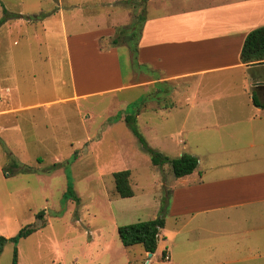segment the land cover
<instances>
[{
    "label": "rangeland",
    "instance_id": "374dc122",
    "mask_svg": "<svg viewBox=\"0 0 264 264\" xmlns=\"http://www.w3.org/2000/svg\"><path fill=\"white\" fill-rule=\"evenodd\" d=\"M185 3L0 0V154L4 156L0 161V236H17L23 227L37 221L41 210L45 217L36 231L4 245L0 264H12L15 249L19 264H240L227 262L226 250L212 252L206 243L210 235L197 230L195 224L172 241L168 231L181 227L182 220L168 218L170 193L165 184L172 185L176 177L169 164L164 169L152 163L150 152L125 120L126 115L135 116L136 128L149 147L170 157L187 151L183 142L191 144L188 130L179 131L187 113V98L194 91V87L188 88L189 82L194 84V79L163 85L162 89H170L172 95L167 97L169 93L161 89L160 104L142 87L101 92L97 85L106 86L103 75L107 63L89 53L94 57L74 66L76 86L94 88H87L91 92L85 95H75L72 90L65 35L103 31L109 24L117 31L127 28L130 32L140 28L142 17L144 21L160 17L172 4L183 8ZM111 44L107 37L100 41L105 49ZM120 44L126 45L124 40ZM119 55L126 75V54L120 51ZM134 67V83L144 74L153 78L150 72ZM218 84L221 82L215 80L213 86L200 90V95L227 93L235 87L228 85V91ZM151 92L157 94L155 87ZM177 101L178 106L170 105ZM31 113L34 120L27 115L20 123V132L9 131L12 123L5 121L4 115ZM37 130L45 140H38ZM10 151L19 161H13ZM36 167L49 171L43 176ZM127 169L135 194L122 197L116 190L114 173ZM70 183L73 193L68 191ZM159 216L168 223L166 237L160 238L155 253L150 255L141 244L123 245L120 226Z\"/></svg>",
    "mask_w": 264,
    "mask_h": 264
},
{
    "label": "crops",
    "instance_id": "0c3cea01",
    "mask_svg": "<svg viewBox=\"0 0 264 264\" xmlns=\"http://www.w3.org/2000/svg\"><path fill=\"white\" fill-rule=\"evenodd\" d=\"M185 1L183 8L172 4L166 14L146 17L143 23L137 60L140 68L153 78L144 74L134 83L136 71L128 45L111 44L106 49L100 46L104 37L112 42L117 33L114 25L74 37L65 35L70 80L74 81L72 90L75 95H85L91 92L87 88H94L79 89L74 69L94 56L107 63L103 75L106 86L97 85L101 92L142 87L153 95L149 98L156 96L160 104L158 93L163 85L178 79H194V84L189 82L188 88L194 87V91L187 98V113L179 131L188 130L191 144L183 142V150L187 151H180V155L189 152L198 157L199 164L191 174L174 175V183L165 184L170 193L168 218L182 220L181 227L168 231L169 236L174 241L184 228L195 224L197 230L210 235L206 243L212 252L226 250L223 253L228 256L227 262L257 264L264 260V63L246 65L241 61V50L247 34L264 25V0ZM71 37L75 38L73 50ZM120 51L126 54L129 63L126 75L121 71ZM89 53L94 56L89 57ZM215 80L226 89L234 85V90L201 96L200 90L213 86ZM154 87L157 94L151 92ZM162 91L169 93L167 97L172 95L168 88ZM27 115L34 120L32 113L4 115L5 121L12 123L9 131L20 132V123ZM31 125L37 128L34 122ZM36 133L38 140L44 139L38 130ZM179 142L182 143L181 139ZM10 156L19 161L13 151ZM2 157L0 154V161ZM205 157L206 161L202 160ZM204 162L206 165L202 167ZM162 167L165 169L167 164ZM36 169L43 176L49 171ZM167 223L165 218L160 238L166 237Z\"/></svg>",
    "mask_w": 264,
    "mask_h": 264
},
{
    "label": "trees",
    "instance_id": "16d2710c",
    "mask_svg": "<svg viewBox=\"0 0 264 264\" xmlns=\"http://www.w3.org/2000/svg\"><path fill=\"white\" fill-rule=\"evenodd\" d=\"M143 22L144 19L142 17L139 22L140 28H134L130 32H128L127 28L117 31L116 36L112 40V44L114 45L120 44V42L123 40L125 41L126 45L129 46L132 52L134 65L138 68L141 67V65L138 63L137 55L138 43ZM241 61L250 67L256 65L257 62L264 61V25L254 28L247 34L241 50ZM254 102L257 103L255 98ZM125 120L133 132L139 136L144 148L150 152L151 161L154 165L163 166L165 164H169L172 168L173 174L176 177H182L191 174L197 168L199 164V159L197 156L189 153H183L177 157H170L160 151H157L156 149L149 147L145 139L142 137V135H140L136 128V119L134 115H126ZM17 165L18 164L15 163V166ZM130 176L131 172L128 169L114 173L115 187L119 195L122 197H130L135 194L130 182ZM68 188V191L73 193L71 183L68 185ZM36 219L37 221L35 223H31L23 227L15 237L7 238L5 236H0V255L4 249V245L9 240L18 242L20 238L26 237L38 229L40 224H42L41 221L45 219L44 210H41L36 214ZM164 226L165 217L159 216L146 221L122 225L118 228V233L124 246L130 247L135 244H141L146 252L155 253L158 247V241L160 240L161 230ZM12 264H19L18 253L16 249L14 251Z\"/></svg>",
    "mask_w": 264,
    "mask_h": 264
},
{
    "label": "water",
    "instance_id": "95a60500",
    "mask_svg": "<svg viewBox=\"0 0 264 264\" xmlns=\"http://www.w3.org/2000/svg\"><path fill=\"white\" fill-rule=\"evenodd\" d=\"M262 63H264V61L257 62L256 64H262ZM149 253H150V255H152L151 252H149Z\"/></svg>",
    "mask_w": 264,
    "mask_h": 264
}]
</instances>
